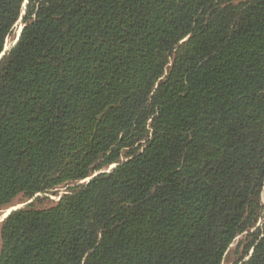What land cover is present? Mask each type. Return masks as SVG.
I'll list each match as a JSON object with an SVG mask.
<instances>
[{"label": "trees", "instance_id": "1", "mask_svg": "<svg viewBox=\"0 0 264 264\" xmlns=\"http://www.w3.org/2000/svg\"><path fill=\"white\" fill-rule=\"evenodd\" d=\"M25 2L0 0V213L29 202L0 264H223L239 236L264 264V0Z\"/></svg>", "mask_w": 264, "mask_h": 264}, {"label": "rangeland", "instance_id": "2", "mask_svg": "<svg viewBox=\"0 0 264 264\" xmlns=\"http://www.w3.org/2000/svg\"><path fill=\"white\" fill-rule=\"evenodd\" d=\"M26 3V2H25ZM24 3V7L26 6ZM24 25L21 23V19L15 24L14 26V31L13 33L7 38L6 40V44H5V48L10 49L16 42L18 35L22 29ZM116 166V164L111 165L108 169H106L105 171H109L110 169L114 168ZM58 189V194H48L53 200H58L60 195H62V193L65 192V188L61 187V188H57ZM29 203V202H27ZM27 203H20V204H16L12 207H22L24 205H26ZM12 207L5 209L4 211H2L0 213V222L7 216L9 215V209H11ZM7 213V215H5ZM242 236H239L235 242L231 245L228 254L226 256V259L224 261L223 264H234L238 257L241 256V254L243 253L244 249H245V244L243 243L244 239H242ZM252 250L249 251V254H251ZM249 256H246L244 258L248 259Z\"/></svg>", "mask_w": 264, "mask_h": 264}, {"label": "water", "instance_id": "3", "mask_svg": "<svg viewBox=\"0 0 264 264\" xmlns=\"http://www.w3.org/2000/svg\"><path fill=\"white\" fill-rule=\"evenodd\" d=\"M25 5H26V3H25ZM23 28H24V26L22 27V29H21V31H20V33H19V35H18V38H17L15 44L17 43L18 39L20 38ZM7 50H8V48H5V49H4V51L2 52V53H3V56L6 54ZM3 56H2V57H3ZM2 57H0V60H1ZM94 175H96V174H94ZM94 175H93V176H94ZM89 179H90V178H88V180H89ZM17 208H18V207H12L11 209H9V214L11 213V211H13V210H15V209H17ZM7 216H8V215H7ZM7 216H6V217H7ZM6 217H5V218H6Z\"/></svg>", "mask_w": 264, "mask_h": 264}, {"label": "snow or ice", "instance_id": "4", "mask_svg": "<svg viewBox=\"0 0 264 264\" xmlns=\"http://www.w3.org/2000/svg\"><path fill=\"white\" fill-rule=\"evenodd\" d=\"M26 2H27V0H26ZM2 56H3V53H0V57H2ZM5 215H7V213Z\"/></svg>", "mask_w": 264, "mask_h": 264}]
</instances>
